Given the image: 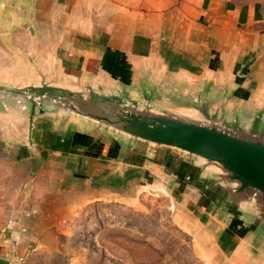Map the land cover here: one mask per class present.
Here are the masks:
<instances>
[{
	"label": "crops",
	"instance_id": "1",
	"mask_svg": "<svg viewBox=\"0 0 264 264\" xmlns=\"http://www.w3.org/2000/svg\"><path fill=\"white\" fill-rule=\"evenodd\" d=\"M76 1L0 0V26L24 34L37 31L41 16L47 21V9L62 13ZM187 6L182 13L175 9L174 13H162L163 18L151 7L145 12L130 11L131 21H127L128 14L122 15L126 11L114 15L108 24L104 21L102 27L86 35V47L71 43L75 49L71 58L85 54L74 63L92 64L94 68L88 69L105 77L100 65L125 57L142 75L161 68L172 74L179 71L188 80L199 78L215 89L234 91L237 102L246 110L262 106L264 10H246L227 0H202L192 6L193 13ZM158 19L164 22L157 23ZM96 30L102 32L101 39ZM144 48L149 54L142 53ZM4 115L0 114V264H28L35 250L55 236L79 203L112 199L126 202L128 184L143 180L144 175L136 171L128 178L126 167L116 171L106 150L81 147L75 133L78 129L62 128L48 114L36 120L32 141L25 136L23 124L16 125ZM185 199L187 203L180 207L187 205L190 209L194 204L201 215L193 219L187 210L185 218L182 210L175 219L193 234L194 245L207 264H233L236 257L242 261L244 253H232V246L225 243L218 245L220 234L230 241L223 232L224 225L192 203L191 197ZM217 257H223L221 263Z\"/></svg>",
	"mask_w": 264,
	"mask_h": 264
},
{
	"label": "water",
	"instance_id": "2",
	"mask_svg": "<svg viewBox=\"0 0 264 264\" xmlns=\"http://www.w3.org/2000/svg\"><path fill=\"white\" fill-rule=\"evenodd\" d=\"M151 72L142 79L152 80ZM68 73L62 82L58 79L63 76L0 84V114L23 124L31 141L42 115L48 114L62 128L74 123L80 146L106 150L115 170L126 167L128 178L136 169L150 170L152 165L154 180L168 183L184 199L191 197L192 203L224 225L230 239L240 242L247 257L263 261L264 103L246 110L234 91L215 89L207 81L197 91L190 83L185 91L177 89L189 98L176 107H153L150 97L157 93L148 90L143 92L146 107L139 102L128 107L121 101L120 87L112 88L103 75L92 72L83 80L78 72ZM208 91L221 96L201 99ZM68 115L74 117L67 120Z\"/></svg>",
	"mask_w": 264,
	"mask_h": 264
},
{
	"label": "rangeland",
	"instance_id": "3",
	"mask_svg": "<svg viewBox=\"0 0 264 264\" xmlns=\"http://www.w3.org/2000/svg\"><path fill=\"white\" fill-rule=\"evenodd\" d=\"M201 1L77 0L75 5H70V9L66 8L62 13L56 9H47L49 14L47 21L46 17L41 16L37 31L24 34L0 26V84H25L38 81L40 78L56 79L63 76L62 80L58 79L62 82L64 77L69 75L68 72H78L79 79L87 80V77L93 74L90 69L94 66L82 62L75 64L74 60L81 61L85 54L81 53L79 54L81 56L72 59L70 53L75 49L71 47V43L86 47V35L90 34L89 32L102 27L100 23L104 21L108 24V20L123 11L126 12L122 15H127L134 10L145 12L151 7L160 14L159 18H163L162 13L167 14L168 11L174 13V9L175 12L182 13L183 6L187 5L190 6L188 11L193 13L192 6H197ZM227 1L246 10L249 8L264 10V0ZM173 16L175 15L172 14L171 17ZM130 17L128 14L127 21H131ZM42 19L45 20L44 23ZM172 20L171 18L169 22ZM163 22L162 19L157 21L161 24ZM191 23L195 24L194 21ZM95 33H99L98 37L102 38L101 31L96 30ZM162 47L165 51L166 45L163 44ZM145 51L148 53L149 49L142 50L143 53ZM117 60L119 58L113 62L107 61L100 67L106 71L104 81L114 89L120 87L121 101L128 107L136 106L138 102L140 104L138 106L146 107L143 95L146 90L157 93L150 97L149 104L153 107L156 106L157 109L176 107L179 102L189 98L183 96L177 89L185 91L184 88L188 87L189 83L195 91L205 87L204 80L199 78L188 80L179 71L172 74L166 68L153 70L151 74L154 78L143 80L142 74L133 69L135 63L128 62L125 57L123 61ZM145 74L143 73V76ZM99 75H102L101 72ZM212 93L214 94L208 91L200 98L212 100L220 98L216 96H221ZM71 117L74 116L68 115L67 120H71ZM2 120L3 118H0V123ZM74 127L76 128L72 123L71 128ZM134 142L140 143L135 140ZM92 150L97 151L98 148L94 147ZM149 152L154 155L152 146ZM152 168L153 166L149 165L150 170H146L148 168L145 167L141 168L142 170L139 168L135 170L141 174L144 171L148 172L140 183L128 186L126 202L112 199L79 203V208L65 218L66 221L60 228H57L55 236L44 241L35 250L28 264H207L194 245L193 234L186 232L177 222L178 218L175 219L182 210H185V218L188 217L187 210H190V217L199 219L201 215L199 210L193 207L194 204H190V209L185 204V207H180L181 203H187L186 199L177 191H172L175 189L171 190L168 183H162L157 178L154 180L155 176H150L154 173ZM231 238L229 241L220 234L217 243L232 246V253H238L237 250L243 253L242 248L239 249L240 242H236L234 237ZM222 258L217 257V262L221 263ZM242 259L241 261L236 257L233 264H264V257L263 261H252L242 254Z\"/></svg>",
	"mask_w": 264,
	"mask_h": 264
}]
</instances>
